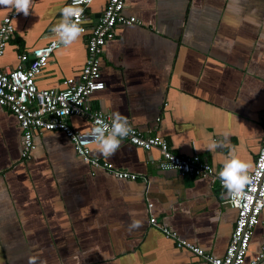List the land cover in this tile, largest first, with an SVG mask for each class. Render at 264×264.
Segmentation results:
<instances>
[{"label": "crops", "instance_id": "crops-1", "mask_svg": "<svg viewBox=\"0 0 264 264\" xmlns=\"http://www.w3.org/2000/svg\"><path fill=\"white\" fill-rule=\"evenodd\" d=\"M68 0H32L30 14L13 21L0 68L18 65L17 54L46 44ZM106 0L86 7L95 19ZM15 11L0 8L2 18ZM137 22L118 26L100 56L103 90L89 101L110 117L119 112L146 135L165 138L178 155L197 154L215 169L229 153L254 163L264 135V0H125ZM87 35L57 49L36 78L42 89L78 80ZM76 131L91 127L72 116ZM21 128L0 106V264H206L178 248L156 225L174 230L221 257L237 212L225 190L208 177H179L158 169L156 148L126 141L111 157L98 145L90 154L137 175L119 179L93 168L58 130L34 133L35 148L20 157ZM216 141L221 146L209 151ZM151 203V206H148ZM130 220L143 226L129 231ZM264 235V211L254 227L247 260Z\"/></svg>", "mask_w": 264, "mask_h": 264}, {"label": "built area", "instance_id": "built-area-1", "mask_svg": "<svg viewBox=\"0 0 264 264\" xmlns=\"http://www.w3.org/2000/svg\"><path fill=\"white\" fill-rule=\"evenodd\" d=\"M72 4L73 0H68L67 6ZM87 6L89 5H80L83 9L80 17L84 30L82 35H87V40L86 58L79 79H65L62 89H40L36 85V78L46 67L51 55L65 46L56 45L58 38L52 31L56 26L54 25L50 29L51 37L46 44L28 52L18 53V65L14 69L6 71L0 68V106L12 112L21 128L22 160L27 159L35 148L34 133L41 130H58L70 140L76 154L93 168L106 169L119 179L136 180V174L116 169L110 162L91 156L90 146L95 142L89 133L98 120L110 124L112 117L92 105L89 96L105 87L100 72V56L106 43L114 37L116 27L133 25L137 19L123 13L125 0H106L103 11L95 19L87 14ZM17 16L18 13L12 11L0 22V57L4 54L7 41L14 31L13 21ZM72 116L88 117L91 122L90 129L86 132L74 130L67 122ZM128 125L130 132L122 140L147 151L156 148L159 151L156 159L159 170L174 172L179 177H208L211 181H218L224 188L218 176L220 170L215 169L199 155L175 154L165 138L143 134L130 123ZM251 175L255 179L251 185L246 186L239 199L230 198L224 188L225 203L236 210L237 217L225 254L221 257L180 238L174 230L158 224L154 216L149 218V223L157 225L178 248H186L206 264H212L213 260L216 264H264V235L258 251L247 260L254 227L259 223L260 214L264 211V135L254 159ZM151 205L149 203L148 206Z\"/></svg>", "mask_w": 264, "mask_h": 264}, {"label": "clouds", "instance_id": "clouds-1", "mask_svg": "<svg viewBox=\"0 0 264 264\" xmlns=\"http://www.w3.org/2000/svg\"><path fill=\"white\" fill-rule=\"evenodd\" d=\"M92 0H73V4L64 7L61 11V21L52 29L57 36L56 45H70L78 40L82 33L80 17L83 9L81 4L91 5ZM0 8H13L16 13L30 14L32 0H0ZM130 132L127 117L119 112L113 113L110 124L102 120L97 121V125L89 133L90 137L98 145L99 152L105 157H111L121 147V141ZM221 145L213 141L208 145V150H215ZM252 164L239 158L234 153H229L223 161L222 168L218 176L225 188L227 195L233 199H239L244 194L246 186L251 185L255 177L251 175ZM143 226L140 220H130L127 227L129 231L139 229ZM29 264H35L33 258L29 259ZM212 264H216L213 260Z\"/></svg>", "mask_w": 264, "mask_h": 264}]
</instances>
